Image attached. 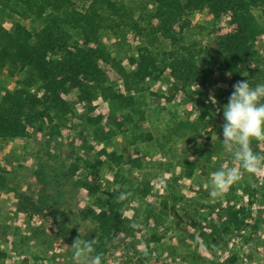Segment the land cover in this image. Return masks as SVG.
<instances>
[{"label":"rangeland","instance_id":"obj_1","mask_svg":"<svg viewBox=\"0 0 264 264\" xmlns=\"http://www.w3.org/2000/svg\"><path fill=\"white\" fill-rule=\"evenodd\" d=\"M125 3L133 5L135 15L146 26L144 17L153 8V0ZM18 22L32 31L41 27L39 20L0 7L3 26L12 31ZM224 23L207 11L195 12L183 32L185 43L195 41L206 48L207 55L213 54L214 28ZM103 38L113 55L104 67L106 86L115 93L132 96L134 105L112 99L108 91H98L89 107L80 99L79 89L72 88L67 95L72 111L64 117L63 143L96 164L100 171L97 182L104 192L118 197L121 192L132 193L125 199L124 208L129 233L111 245L107 264L129 258H146L148 264H226V257H234L233 264H264V166L255 175L243 172L242 179L219 198L209 196L211 174L221 166H238L222 146L224 122L218 124L214 119L223 117V105L232 92L229 72L222 69L203 83H185L167 72L137 83L131 76L128 57L137 54L147 37L131 31H108ZM155 47L158 60L168 57L167 52L172 50L163 39L151 46L153 50ZM19 78L22 75L5 72L0 91L21 86ZM41 85L36 83L30 90L40 91ZM210 93L215 95L219 111L206 103ZM91 116L100 120L99 125L88 120ZM118 120L125 131H119ZM102 125L118 133L109 137L107 130L99 129ZM147 134L153 139L148 140ZM36 142V134L0 140V264H73L72 247L51 234L52 218L18 209L21 197L39 187L33 180ZM251 146L253 151L258 147L254 152L264 154V142L253 140ZM80 174L85 176L84 172ZM73 196L81 207L93 202L81 193ZM227 207L246 216L244 228L227 235L222 230L220 235L210 232L204 239L198 231L199 223L210 230L208 224L218 225ZM212 234L219 237L212 239ZM145 248L147 256L141 252Z\"/></svg>","mask_w":264,"mask_h":264},{"label":"trees","instance_id":"obj_2","mask_svg":"<svg viewBox=\"0 0 264 264\" xmlns=\"http://www.w3.org/2000/svg\"><path fill=\"white\" fill-rule=\"evenodd\" d=\"M153 4L144 17L147 25L143 26L141 17L135 15L137 10L125 0H0L1 8L41 23L36 31L19 22L10 31L0 23V79L5 72L10 76L22 75L21 86L0 91V140L37 135L33 180L39 187L21 197L18 209L32 216H50L51 234L70 246L78 235L83 239L95 238L102 264H107L111 245L129 233L124 212L126 201L117 203L118 196L102 190L97 182L100 171L96 164L66 148L63 122L72 111L67 100L72 88L79 89L80 99L87 101L89 107L98 91H108L112 99H123L130 107L134 105L132 96L115 93L106 86L108 74L104 67L113 55L104 41V33L131 31L147 37V43L138 47L137 54L128 57L131 76L137 83L156 79L165 72L185 83L190 80L203 83L225 69L230 73L231 87L239 80H248L253 87L264 84V0H153ZM142 11L146 12V8ZM197 11H207L225 20L214 28L216 48L211 55L195 41L191 45L185 43L183 32ZM161 39L172 50L167 52L168 57L158 60L154 52L157 47L153 50L151 46ZM39 82L40 91L30 90ZM214 119L218 124L224 122L221 116ZM88 120L96 122L95 125L100 123L93 116ZM116 125L119 131H125L121 120ZM99 129L107 130L109 137L118 133L104 125ZM147 136L148 140L153 139L151 134ZM78 193L93 200L92 204L81 207L74 202L73 194ZM239 211L227 207L218 225L208 224L210 230L200 222L199 234L207 239L210 232L220 235L222 230L227 235L241 231L246 216ZM217 234H212L215 235L212 239L219 237ZM71 255L73 258V251ZM235 260L226 257V264ZM119 264L148 262L146 258H129Z\"/></svg>","mask_w":264,"mask_h":264},{"label":"clouds","instance_id":"obj_3","mask_svg":"<svg viewBox=\"0 0 264 264\" xmlns=\"http://www.w3.org/2000/svg\"><path fill=\"white\" fill-rule=\"evenodd\" d=\"M232 87L228 102L223 105L222 146L238 166H221L211 174L208 187L212 198L224 195L242 179L243 172L255 175L264 166V154L254 152L251 146L253 140L264 142V84L253 87L248 80H239ZM206 103L217 107L215 95L210 93ZM131 195V192H121L116 202L121 203ZM96 245L95 238L83 239L78 235L71 245L73 264H102V254L96 252ZM141 252L148 255L146 248Z\"/></svg>","mask_w":264,"mask_h":264}]
</instances>
